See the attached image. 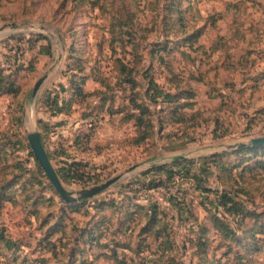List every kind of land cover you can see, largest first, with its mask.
<instances>
[{
  "label": "rangeland",
  "instance_id": "1",
  "mask_svg": "<svg viewBox=\"0 0 264 264\" xmlns=\"http://www.w3.org/2000/svg\"><path fill=\"white\" fill-rule=\"evenodd\" d=\"M257 136L264 0H0V264H264Z\"/></svg>",
  "mask_w": 264,
  "mask_h": 264
},
{
  "label": "water",
  "instance_id": "2",
  "mask_svg": "<svg viewBox=\"0 0 264 264\" xmlns=\"http://www.w3.org/2000/svg\"><path fill=\"white\" fill-rule=\"evenodd\" d=\"M26 135L29 140L30 146L38 162L42 166L45 174L47 175V177L49 178L50 182L53 184L55 189L59 192L61 197L66 200L92 196L106 189L108 186H110L111 184H113L114 182H116L117 180L123 177L122 174H117L99 184L86 187V188H81V189L74 190L73 192H71L68 188H66L63 185V183L59 179L49 159V156L44 148L40 133L37 130H29L27 131ZM260 144H264V136L252 137L247 141H238V142L228 143L225 146L227 148H233V147H243V146H256ZM135 170H136L135 166H131L126 169V171H130V172H133Z\"/></svg>",
  "mask_w": 264,
  "mask_h": 264
},
{
  "label": "trees",
  "instance_id": "3",
  "mask_svg": "<svg viewBox=\"0 0 264 264\" xmlns=\"http://www.w3.org/2000/svg\"><path fill=\"white\" fill-rule=\"evenodd\" d=\"M227 194H224L223 199L221 200V203L225 209H232V208H237L239 205H241L240 201L234 200L231 196H229V193L226 192ZM230 203V204H229Z\"/></svg>",
  "mask_w": 264,
  "mask_h": 264
}]
</instances>
